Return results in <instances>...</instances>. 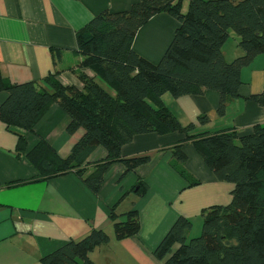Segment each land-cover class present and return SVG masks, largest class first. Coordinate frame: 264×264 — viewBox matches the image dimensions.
<instances>
[{
  "label": "trees",
  "instance_id": "1",
  "mask_svg": "<svg viewBox=\"0 0 264 264\" xmlns=\"http://www.w3.org/2000/svg\"><path fill=\"white\" fill-rule=\"evenodd\" d=\"M161 12L175 18L177 26L160 60L152 63L132 48V41L138 28ZM230 31L238 37L243 53L226 61L222 47ZM76 44L81 60L72 72L79 86L61 83L55 73L41 82L12 83L0 72V91L6 93L0 120L6 127L31 132L45 111L57 104L68 115V134L83 129L64 157L42 139L25 151V135L18 132L16 154H24L36 174L10 185L73 172L96 194L113 163L121 162L127 172L151 159L148 153L121 155V148L136 135L178 133L180 138L165 147L171 152L170 166L188 186L199 183L184 166V145L191 144L216 180L233 184L231 199L228 204L201 209L197 236H190L192 219L177 216L153 249L154 258L160 264H264V125L255 124L244 135L231 128L196 133L195 123L182 125L162 100L165 93L178 98L213 89L219 96L216 112L224 115L226 105L239 97L242 69L264 53V0H188L185 12L182 0H138L126 10L96 14L76 32ZM249 98L264 108V89ZM208 118L202 113L198 122L204 124ZM99 146L106 156L87 162ZM147 189L137 179L130 192L142 196ZM116 206L108 213L114 237L121 240L136 235L138 210L120 213ZM109 240L105 230L92 229L39 262L96 264L89 253Z\"/></svg>",
  "mask_w": 264,
  "mask_h": 264
},
{
  "label": "crops",
  "instance_id": "2",
  "mask_svg": "<svg viewBox=\"0 0 264 264\" xmlns=\"http://www.w3.org/2000/svg\"><path fill=\"white\" fill-rule=\"evenodd\" d=\"M138 0H0V72L12 83L41 82L55 73L63 84L79 82L72 72L81 56L76 32L104 10L123 11ZM188 0H182V9ZM177 21L167 13H158L138 28L132 48L152 63H157L171 41ZM233 43L222 47L226 61L240 56L238 37L230 31ZM235 36V37H234ZM84 71L93 75L92 71ZM243 84L239 97L231 100L225 113L216 112L218 92L205 89L199 94L174 98L168 93L162 100L182 125L195 123L196 133L231 128L238 135L264 125V108L249 97L264 89V53L257 55L241 71ZM6 93L0 91V104ZM208 115L204 124L198 122ZM66 112L52 104L36 122L33 131L6 127L0 120V264H40L39 259L69 240H78L92 229L105 230L110 240L89 257L96 264H160L152 254L177 216L200 217L202 208L228 204L233 184L218 181L194 147L186 143L185 168L199 183L187 181L171 166V152L165 147L180 138L178 133H143L121 148L123 157L150 154L151 159L126 172L121 162L113 163L104 174L100 190L92 193L73 173L48 180L10 185L32 178L34 167L24 154H16L17 133L25 135L26 150L38 140L50 144L59 156H67L83 129L66 132ZM106 151L97 147L88 157L92 163L103 159ZM137 179L148 186L142 196L130 192ZM131 195H134L131 197ZM117 212L137 209L140 230L117 240L113 234L109 209ZM113 244V245H112ZM111 246H115L113 249Z\"/></svg>",
  "mask_w": 264,
  "mask_h": 264
},
{
  "label": "rangeland",
  "instance_id": "3",
  "mask_svg": "<svg viewBox=\"0 0 264 264\" xmlns=\"http://www.w3.org/2000/svg\"><path fill=\"white\" fill-rule=\"evenodd\" d=\"M186 10V5L183 7L182 11L185 12ZM231 36V35H230ZM235 37V36H234ZM230 43H233L232 40V36L228 38L227 40V44L231 45ZM98 83L103 86L109 93L114 94L113 89H111L109 86H107L104 82H102L101 80L97 79ZM170 95V94H167ZM134 195H131V197H133ZM193 222V226H192V230H191V235L190 236H197L200 232V228H201V218H194L192 219ZM113 245V244H112ZM113 249L115 248V246H111Z\"/></svg>",
  "mask_w": 264,
  "mask_h": 264
}]
</instances>
